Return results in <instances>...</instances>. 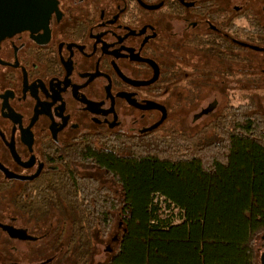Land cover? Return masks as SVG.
<instances>
[{"label":"flooded vegetation","instance_id":"af4514ba","mask_svg":"<svg viewBox=\"0 0 264 264\" xmlns=\"http://www.w3.org/2000/svg\"><path fill=\"white\" fill-rule=\"evenodd\" d=\"M42 6L0 41V264H95L125 230L130 149L204 142L256 113L264 0Z\"/></svg>","mask_w":264,"mask_h":264},{"label":"trees","instance_id":"16d2710c","mask_svg":"<svg viewBox=\"0 0 264 264\" xmlns=\"http://www.w3.org/2000/svg\"><path fill=\"white\" fill-rule=\"evenodd\" d=\"M148 146L121 161L125 230L103 264H259L264 116L239 114L228 132L204 142ZM94 219L112 231L113 217Z\"/></svg>","mask_w":264,"mask_h":264},{"label":"water","instance_id":"95a60500","mask_svg":"<svg viewBox=\"0 0 264 264\" xmlns=\"http://www.w3.org/2000/svg\"><path fill=\"white\" fill-rule=\"evenodd\" d=\"M42 15V0H0V41ZM260 264H264V253Z\"/></svg>","mask_w":264,"mask_h":264},{"label":"rangeland","instance_id":"374dc122","mask_svg":"<svg viewBox=\"0 0 264 264\" xmlns=\"http://www.w3.org/2000/svg\"><path fill=\"white\" fill-rule=\"evenodd\" d=\"M254 109H255L256 113H258L259 115H263L264 114V100H259V102L256 101ZM210 138L211 137H209V139ZM113 230H115L114 222H113ZM260 239H261V237H259L257 239V241H256V248L257 249L259 248V245L261 243ZM260 253H261V251L258 249V255H257L258 263H259ZM108 257L109 256L105 255V253H104V246L103 245L102 246L99 245L98 249L96 250L95 264H103V262L105 263L106 262L105 260H107Z\"/></svg>","mask_w":264,"mask_h":264}]
</instances>
